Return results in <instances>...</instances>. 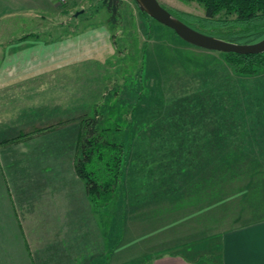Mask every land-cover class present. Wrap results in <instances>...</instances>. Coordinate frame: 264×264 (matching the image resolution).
Here are the masks:
<instances>
[{
    "label": "rangeland",
    "instance_id": "rangeland-1",
    "mask_svg": "<svg viewBox=\"0 0 264 264\" xmlns=\"http://www.w3.org/2000/svg\"><path fill=\"white\" fill-rule=\"evenodd\" d=\"M159 1L170 9L199 16L205 14L203 6L196 0ZM103 5V0H70L65 7L58 4L59 8H56L62 14L57 20L63 22V27L56 25L50 31L54 36L63 37L60 43L64 48L59 55L64 54V65L51 67L49 72H46L48 68H1V74L16 73L23 78L11 89L18 96H31L29 99L34 104L44 102L58 106L59 110L75 108L79 110L77 112L90 113L98 105V110L112 115L119 111L123 113L119 105H123L124 99L132 102V96L128 94L131 80H140L144 76L152 85L160 79L168 104H174L170 108H176V100L191 92L188 84L199 80L198 68L210 61L213 63L214 59L207 57L198 46L189 45L172 28L147 18L135 0H122L120 16L114 24L108 20L109 13ZM81 9L83 12L74 14ZM31 73L42 77L24 81V75ZM127 106L124 103V109ZM260 111L264 114V106ZM77 112L75 110L73 114ZM70 122L75 121L65 123ZM243 124L235 127L237 132L229 128L233 135L226 136L227 143L244 151L239 155L195 160L197 157L192 159L195 157L192 154L175 162L167 160V166L171 168L162 165L161 161L159 166L153 162L148 164L153 170L144 172L147 180L141 172L135 174V168L145 165L138 156L140 153L136 156V164L131 159L128 168L132 172L129 171L125 182L131 195L134 189L144 195L145 190L139 189L138 183L148 184L149 188L151 185L156 187L153 184L160 186L164 168L171 174L166 179L168 185L176 190H153L152 195L134 200H131L134 195L123 197L118 191L114 201L101 208L99 213L94 209L97 223L91 224V231L95 241L86 255L82 252L79 264H148L156 255L176 252L186 254L197 264H205L207 260L219 258L224 233L241 225L264 221V125L256 124L255 137L250 139L252 129ZM150 126L148 122L144 128ZM198 128L192 129V133L201 138L205 128ZM200 138L198 144L193 142L195 152L203 147L198 148L202 142ZM144 143L155 146L149 141ZM167 143L179 144L174 140ZM247 148H253V152L246 153Z\"/></svg>",
    "mask_w": 264,
    "mask_h": 264
},
{
    "label": "crops",
    "instance_id": "crops-1",
    "mask_svg": "<svg viewBox=\"0 0 264 264\" xmlns=\"http://www.w3.org/2000/svg\"><path fill=\"white\" fill-rule=\"evenodd\" d=\"M57 5L56 0H0V69L49 72L64 65L63 37L50 31L63 27ZM34 75H24V81L42 77ZM18 79L23 80L0 71V264H79L95 241L91 224L97 213L75 169L80 125L59 123L79 110L18 96L11 89ZM221 240L219 264H264V221L235 227ZM147 263L197 264L181 252L162 253Z\"/></svg>",
    "mask_w": 264,
    "mask_h": 264
},
{
    "label": "trees",
    "instance_id": "trees-1",
    "mask_svg": "<svg viewBox=\"0 0 264 264\" xmlns=\"http://www.w3.org/2000/svg\"><path fill=\"white\" fill-rule=\"evenodd\" d=\"M196 1L204 8L203 16L170 9L164 4L163 6L193 28L228 41L253 43L264 38V0ZM103 4L109 13L108 20L112 24L117 23L122 0H103ZM141 12L147 18L154 19ZM174 33L177 35L175 31ZM198 48L205 51V55H209L214 61L198 68L196 74L199 80L195 79L193 84H188L191 86V92L176 100V108H170L174 104H168L160 79L152 85L147 77L145 79L141 75L140 80H131V90H128V94L132 96V102L124 99L123 105H119L121 110H124L123 113L119 111L118 114L115 112L110 115L104 110H98L97 105L91 113L84 110L59 120V123L73 120L80 125L75 169L85 183L92 207L98 213L101 208L114 201L118 191L123 197L134 195L131 198L134 200L152 195L153 190L174 189L166 181L171 174L164 168L160 175H164L160 186L153 184L156 187L152 188L151 185L149 188L148 184L138 183V188L145 190L144 195H141L142 191L138 192L140 196L135 189L133 195L132 191H127L125 182L130 171L128 165L131 159L136 164V156L139 153L138 156L145 165L135 168V174L137 176L141 172L142 177L147 180L145 173L153 170L148 165L153 162H157L159 166L161 161L162 165L167 166V160L175 162L192 154L195 156L192 159L197 157L195 160L200 157L218 160L228 155L244 153L240 147L227 143V137L233 135L232 130L228 129L233 128L237 132L235 127L238 128L244 123L243 127L247 125L252 129L250 139H253L254 126L264 125V114L260 111L264 106V52L243 54L209 50L199 46ZM153 99L154 103H149ZM124 103L128 105L125 109ZM148 122L151 126L146 129L144 126ZM198 126L205 128L201 138L194 130L192 133V129L197 130ZM39 130L36 128L35 131ZM198 131L201 132L199 128ZM199 138L202 142L198 148L203 147L195 152L194 145L198 144ZM173 140L179 144L167 143ZM145 141L155 146L144 145ZM253 148H247L246 153L253 152ZM230 149L232 150L229 151ZM252 155L256 157L253 153ZM219 261L220 258H217L204 263L219 264Z\"/></svg>",
    "mask_w": 264,
    "mask_h": 264
},
{
    "label": "water",
    "instance_id": "water-1",
    "mask_svg": "<svg viewBox=\"0 0 264 264\" xmlns=\"http://www.w3.org/2000/svg\"><path fill=\"white\" fill-rule=\"evenodd\" d=\"M141 11L172 28L185 41L209 50L243 54L264 52V38L253 43H236L204 33L174 16L159 0H135ZM83 12V9L75 15Z\"/></svg>",
    "mask_w": 264,
    "mask_h": 264
},
{
    "label": "built area",
    "instance_id": "built-area-1",
    "mask_svg": "<svg viewBox=\"0 0 264 264\" xmlns=\"http://www.w3.org/2000/svg\"><path fill=\"white\" fill-rule=\"evenodd\" d=\"M58 4L65 5L69 3L70 0H56Z\"/></svg>",
    "mask_w": 264,
    "mask_h": 264
}]
</instances>
